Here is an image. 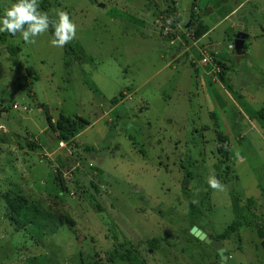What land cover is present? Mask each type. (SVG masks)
I'll list each match as a JSON object with an SVG mask.
<instances>
[{
  "label": "rangeland",
  "instance_id": "rangeland-1",
  "mask_svg": "<svg viewBox=\"0 0 264 264\" xmlns=\"http://www.w3.org/2000/svg\"><path fill=\"white\" fill-rule=\"evenodd\" d=\"M231 1L48 0L53 20L57 9L64 10L77 25L69 43L83 56L69 43L54 47L49 31L34 44L25 43L20 33L0 43V264H129L109 261L126 249L138 252L133 264H219L209 245L189 235L190 226L215 237L237 219L233 212L250 222L258 220L251 216L256 213L258 223L264 221V192L263 202L249 209L246 197L253 194L246 185L255 179L264 191V133L256 134L217 89L214 97L224 113L209 111L222 118L220 131L227 132L225 119L228 138L235 137L221 163L208 106L194 84L196 72L209 77L199 63L206 51L217 53L227 76L251 78L264 87V0L238 14L246 13L250 32L258 36L256 55L236 56L227 49L241 24L233 19L211 34L220 51L201 46L178 56L197 39V29H207L190 15L196 4L229 9ZM11 4L0 0V17ZM189 19L193 26L178 44ZM168 21L175 23L169 36L163 31ZM254 86L241 78L235 84L239 93H258ZM256 98L251 107L243 106L251 119L253 109L264 108V95ZM43 107L53 121L62 114L90 124L76 137L81 169L71 172L74 187L66 191L59 181L74 161L50 157L57 140L45 131ZM85 146L95 153L84 152ZM238 157L248 161L250 176L232 170L231 158ZM212 175L225 185L223 191L208 185ZM96 179L104 186L98 192L90 185ZM238 233L225 242L227 264H264L256 231L242 227ZM155 239L160 243L151 253L148 243Z\"/></svg>",
  "mask_w": 264,
  "mask_h": 264
},
{
  "label": "crops",
  "instance_id": "crops-1",
  "mask_svg": "<svg viewBox=\"0 0 264 264\" xmlns=\"http://www.w3.org/2000/svg\"><path fill=\"white\" fill-rule=\"evenodd\" d=\"M224 1L226 2L225 5H227L228 3H230L231 0H224ZM253 2H254V0H232L231 1L232 7L229 8V9H222L219 6L218 7H215V6L210 5V4H207V3L205 4V7L203 6L202 8H200V7L198 8V6L196 4V6H195L196 7L195 8L196 9L195 10V13L194 14L191 13L190 15H191V17L194 15L193 16V19L197 20L198 23H202L203 25H206L207 29L203 33V35L201 37L195 39L190 44L189 47H185L183 50H181V53L178 56H182V55H184L187 52L190 53L189 48H195V49L197 48V50L200 51L201 46H205L209 50H219V46L215 42H213V40L211 38V34L223 22L228 21V20H233V19H238V21H241L240 22L241 24H238V27H237L238 30L237 31L240 30V31H242V32H244L245 34L248 35V39L245 41L246 50H245V52H244L243 55H246V54L248 55V52L250 53V51L252 53H254L255 55L257 53H259V51L261 50V47H260V45H258V39H257L258 36H254L250 32V29L251 28H250V26H248V24L246 22V13L245 14H242L240 16L238 15L247 6L248 7L251 6L252 9L254 7H256V5L253 4ZM193 5L194 4H192V7H193ZM226 8H228V7H226ZM191 12H192V10H191ZM248 13H249V15H251V12H248ZM210 21H213V23H214L212 26H208L206 24V22L209 23ZM189 22H192V21H190V19L188 21L186 20L184 26H182L180 36H178L179 37L178 44H182L183 45V42H182L181 39L182 38L184 39V37H186V35H187V33H186L187 29H189L191 26H193V24H192L189 28H186V26H187V24ZM180 28H181V25H180ZM247 29H249V31ZM229 45H231V44H229ZM232 46H233V44H232ZM233 53L235 54L234 50H233ZM236 56H238V55H236ZM176 62L178 64L181 62L180 57H179V59H177ZM197 71H198V69H197ZM196 75L197 76L195 77V80H194V84H195V87H196V92H199L200 95H201V97H202V101L206 102V105L208 106L207 112H208V114L210 116V120L211 121H213L212 118H211L212 113L209 111V108H214V109L219 110L220 111V114L224 113V112H221L220 105L216 102V99L214 97V95L216 94L217 89H220L228 97V99L233 104V106L235 107V109L238 110V112L240 113L239 115H241L242 117L246 118L247 122L251 125V129L254 130L256 132V134H258V135H260L261 133H264V127H262V126L259 125V123H258L259 122L258 121L259 119L257 117L258 116L257 115V112L261 108L260 107L259 108L257 107L255 109H253V112L251 113V115H253V119L250 118V115L248 114V112L243 108V106L251 107L254 103L259 102V101H257V98H256V97H258V93L260 95H264L262 93V92H264L263 91L264 90V87L262 86L261 83L257 82V80L253 81V83H252L251 82L252 81L251 78H246L244 76H234L233 77V75H228L227 76V74L225 73L224 81L221 82L222 84H219L218 85V84H214V83L211 82L210 78L207 77V75H206V73H205L204 70H201L200 73L196 72ZM237 78H241V79H243L245 81L247 80L248 83H250L252 85L254 84L255 85L254 86V89H256L258 91V93H250V92H244V93L241 92V93H239V92H237V89L235 88V84H236ZM257 83H258V87L256 86ZM234 96L236 98H238L239 101H237ZM143 106L146 107V104H144ZM24 114H26V113H24ZM106 115H108V114H106ZM76 117H78V116H76ZM215 117H216V115H215ZM216 118L218 120V125H221V127H222V124H223L222 118H219V119H218V117H216ZM109 122H111V121H109ZM212 124H213V122H212ZM224 126H225V129H226L227 132H225V134H223V133L222 134L226 136V138H227V145L231 149L233 147V142H234L233 139L235 140V137H233L232 139H229L228 138V136H227L226 133H230V128L227 125V120L225 121V119H224ZM1 127H2V125H0V129H2ZM46 128L47 129H45V131L46 130L51 131L48 128V125H47ZM84 129H86V128H84ZM219 129H220V126H219ZM54 134H55L56 140H57V148H56L55 152L53 153V156H50V157L51 158L52 157L59 158V157H61L63 155L66 156V154L63 152V150L58 147V142L59 141L57 139V134L56 133H54ZM76 137L74 139V143L77 145ZM35 138L37 139V137H35ZM238 140H244V138H241V136H239ZM44 144H45L44 147H46V146L49 147L50 146L49 143H48V140L45 141ZM2 146H4L3 143H2ZM39 146H43V145H39ZM44 147H42V150L43 151H46ZM39 148H41V147H39ZM94 153H95V150L92 152V155ZM231 159H232V164H233L232 170L234 169L233 171H235L238 174V176H240L241 178H243L245 176H250L249 174H250L251 167H250L248 161H246L245 159H241L239 157L238 158H231ZM96 182H101V181L99 179H96ZM246 187L247 188L249 187V188L253 189V194H250V195L246 196L247 199H249V198L250 199H253L255 202H257L258 204H260L258 200L261 199L264 191L261 188L260 184L257 182V180L255 179L254 181H252V183L247 184ZM28 192L34 194L32 184H29ZM262 202H263V200H262ZM233 214H234V217H238V215L235 214L234 212H233ZM252 214H256V213H252ZM252 214H251V216H252ZM242 227L251 228V229H254L256 231V229H255V227L253 225H251V226H245V225H243ZM190 228H191V226L189 227V229ZM199 229L202 230L208 237H210L211 239H214L209 234H207L203 229H201V228H199ZM238 232H237V235L239 234ZM256 234H257V237L259 239L260 246H261V239L259 238L257 231H256ZM234 235H236V234H234ZM234 235H232L229 240L223 242L224 247H225V242H230V240H232V238L234 237ZM261 248H262V246H261ZM262 250L264 252V249L263 248H262ZM226 252H227V250H226ZM230 258H231V256L227 253V262H228V260Z\"/></svg>",
  "mask_w": 264,
  "mask_h": 264
},
{
  "label": "trees",
  "instance_id": "trees-1",
  "mask_svg": "<svg viewBox=\"0 0 264 264\" xmlns=\"http://www.w3.org/2000/svg\"><path fill=\"white\" fill-rule=\"evenodd\" d=\"M13 3L16 2V0H12ZM40 7L42 9H44L45 12L49 11V7H50V3L48 2V0H42L40 3ZM174 11V9H171V11L167 10V13L171 14ZM50 17V16H49ZM50 19H52L50 17ZM172 28L175 27V23H171L170 24ZM191 29V27L189 28ZM187 29V31L189 30ZM49 34L52 38H54V28L50 26L49 28ZM206 31V29H203V31H200V29H197L195 31V37L199 38L204 32ZM8 37H14L12 35H10L7 32H4L2 34H0V43H5L6 40L8 39ZM68 47L70 48V50L72 52H76L79 50V52L81 53V55L83 56V50L82 49H78L76 47H74L71 43L68 44ZM7 52L8 53H12L13 49L10 46L6 47ZM246 50V46L244 47V52ZM37 80V79H35ZM221 81H224V76H221ZM21 87L23 86L22 83L19 84ZM43 112L45 115V119H46V123L48 125V128L53 131L54 133L57 134V139L58 141H63L66 143H70V142H74L75 137L84 129L86 128L89 123L88 121L84 120L81 117H68L65 115H59V117L56 119V121L52 120V117L49 115V112L47 110V108L43 107ZM258 117L264 121V108H261L258 110L257 112ZM211 118L213 120V130L214 133L216 134V140H217V144H218V152L221 154L222 159H221V163H224L228 160L229 157V153H230V149L227 145V138L225 135L222 134V132L219 129V125H218V120L215 117L214 114L211 115ZM31 147H34V145H30ZM84 152H93L95 149L89 146H85L83 148ZM60 161L62 162H70L72 161L71 157H67L64 156L63 159H61ZM62 177V176H61ZM62 178L59 181V184L64 187L65 191L67 190V187L64 185V183L62 182ZM91 187L98 192L99 191V186L97 184L96 181H91L90 182ZM185 188H183L184 190ZM77 190V189H76ZM77 191H81V190H77ZM255 204V201L253 199H247V206L248 209L253 206ZM97 207L100 210L99 205L97 204ZM252 218L253 219H259V217L256 214H252ZM258 220L254 221V222H250L247 220V218L245 216L242 217V219H240L239 217H237V219H235L232 223H230L229 225H227L226 229L224 230V232H222L219 235H216L215 237H213L214 239H218L221 242L227 241L231 238V235L237 234V232L239 231V229L245 225V226H251L253 225L258 233L259 238L261 239V246L264 249V221H261V223H258ZM160 243L159 240H153L151 242L148 243L149 246V252H154L158 249V244ZM138 252L135 251L134 249H126L123 252H121L120 254H116V255H111L109 257V261L110 262H114L115 258H118L120 260L126 261L129 264H133V261L135 258L139 257L137 256Z\"/></svg>",
  "mask_w": 264,
  "mask_h": 264
},
{
  "label": "clouds",
  "instance_id": "clouds-1",
  "mask_svg": "<svg viewBox=\"0 0 264 264\" xmlns=\"http://www.w3.org/2000/svg\"><path fill=\"white\" fill-rule=\"evenodd\" d=\"M56 17L58 19H50L47 12L41 11L38 0H16L5 8L0 17V33L7 32L12 36L20 33L25 43L34 44L35 38L47 32L51 26L54 28L51 44L63 47L76 37L77 25L64 10L57 9ZM207 183L213 190L225 189V185L215 175L210 176Z\"/></svg>",
  "mask_w": 264,
  "mask_h": 264
},
{
  "label": "built area",
  "instance_id": "built-area-1",
  "mask_svg": "<svg viewBox=\"0 0 264 264\" xmlns=\"http://www.w3.org/2000/svg\"><path fill=\"white\" fill-rule=\"evenodd\" d=\"M170 21L166 22L164 24L163 27V31L165 33V35L169 36L174 34V31L170 25ZM229 50H233V46L232 45H228L227 47ZM201 56L202 58L200 59V64L206 66L209 71H208V75L210 77V80L212 83L214 84H219L221 81V76H225V69L223 68V66L220 64L218 57H217V53L216 52H201ZM189 57H192L191 55H189ZM12 108L14 110H19L18 106L13 105ZM26 108H23V111H25ZM58 147L60 149L63 150V152L68 155L69 157H71L74 161V165L72 167V169L70 171L64 172L62 173V180L64 182V185L66 187L69 188H73L74 187V176H72L71 172L77 171L81 169V158H80V154H82V152H80L79 150H81V148H79L74 142H70V143H66L63 141H59L58 142ZM83 151V150H82ZM93 165L91 163H89V167L91 168ZM75 175L77 176L78 173L75 172ZM101 186V188L104 189V186L101 185L99 183V187ZM72 194V193H71Z\"/></svg>",
  "mask_w": 264,
  "mask_h": 264
},
{
  "label": "water",
  "instance_id": "water-1",
  "mask_svg": "<svg viewBox=\"0 0 264 264\" xmlns=\"http://www.w3.org/2000/svg\"><path fill=\"white\" fill-rule=\"evenodd\" d=\"M193 23L189 22L186 28H189ZM248 39V35L242 31H238L233 37V50L236 55L241 56L244 54V47L245 41ZM188 182L186 181L184 185H187ZM189 234L197 239L200 242H204L205 244L209 245L218 255L219 257V264H226L227 263V252L221 242L218 239H211L208 237L202 230H200L197 226H192L190 228Z\"/></svg>",
  "mask_w": 264,
  "mask_h": 264
}]
</instances>
